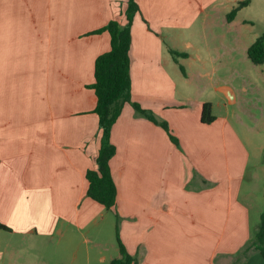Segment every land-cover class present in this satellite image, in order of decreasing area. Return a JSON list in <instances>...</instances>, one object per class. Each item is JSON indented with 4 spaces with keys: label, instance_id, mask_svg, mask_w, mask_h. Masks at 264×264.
Masks as SVG:
<instances>
[{
    "label": "crops",
    "instance_id": "1",
    "mask_svg": "<svg viewBox=\"0 0 264 264\" xmlns=\"http://www.w3.org/2000/svg\"><path fill=\"white\" fill-rule=\"evenodd\" d=\"M127 2L0 0V223L10 229H0V264H32L20 261L15 240L44 246L42 264H110L121 256L118 217L139 264H264L251 245L264 211L260 175L247 178L246 149L225 148L241 141L230 108L241 109L247 92L227 60L242 51L244 28L264 20V0L231 20L240 0H137L132 102L167 122L179 146L127 103L112 130L116 206L88 197L86 174L101 146L90 86L96 59L111 49L110 33L95 32L125 23ZM207 103L210 124L202 122ZM262 110L250 116L264 124Z\"/></svg>",
    "mask_w": 264,
    "mask_h": 264
},
{
    "label": "trees",
    "instance_id": "2",
    "mask_svg": "<svg viewBox=\"0 0 264 264\" xmlns=\"http://www.w3.org/2000/svg\"><path fill=\"white\" fill-rule=\"evenodd\" d=\"M248 3L249 1L241 2L229 14L228 19L235 18L240 9ZM139 12L140 8L137 0H128L123 13L125 23L112 20L107 26L95 32V34L105 31L110 33L111 49L96 59L95 82L90 86L95 91L98 99L95 113L99 117L101 146L96 160V169L88 170L86 174L89 182L87 195L108 210H112L117 202V187L110 166V162L116 154V147L112 143V130L127 103H131L136 112L162 127L170 140L179 146V141L172 134L167 122L158 120L150 111L132 102L130 51L132 47V26L134 18ZM247 53L254 64H264V34L250 46ZM171 54L174 57L178 55L187 56V54H179L173 50H171ZM215 119L212 115L211 104H205L202 111V122L210 124ZM117 221L116 236L121 256L112 260L110 264H139L138 259L130 255L122 243L119 234V217ZM0 229L10 231L8 227L1 223ZM251 245L264 257V211Z\"/></svg>",
    "mask_w": 264,
    "mask_h": 264
},
{
    "label": "rangeland",
    "instance_id": "3",
    "mask_svg": "<svg viewBox=\"0 0 264 264\" xmlns=\"http://www.w3.org/2000/svg\"><path fill=\"white\" fill-rule=\"evenodd\" d=\"M250 1V0H240L241 2ZM260 3V2H259ZM260 4L256 3L252 5L254 8L255 6L258 7L257 13L260 14L259 6ZM238 7V6H237ZM252 7L247 8L242 14L243 17L245 15L252 14ZM255 12V9L253 10ZM257 21L255 22L254 26L250 25L243 30V37H242V51H236L234 56L231 60H227L229 67L235 69V76L234 81L236 82V88L247 89V92H243L244 94V102L242 104V108L239 109L238 107H231L230 110L237 111L240 117V122L237 125V131L240 135L241 141H229L225 146L228 152H243L246 149V153L250 156V166L248 169L249 176L254 173H259L260 179L259 183L262 185L264 189V180H263V172L261 165H264V152H260L258 149L260 146H264V124L262 120L255 121L253 117L261 118L264 109V64L256 65L254 64L248 57L245 48L250 46L252 42L256 41L259 37L264 34V20L262 17H258ZM232 37H230L231 39ZM229 41V40H228ZM261 107V109H260ZM251 129L254 131H261L260 135L255 137L251 132ZM178 139V138H177ZM244 153V152H243ZM235 155V154H234ZM229 156H232L230 153ZM238 156V155H236ZM239 158L232 156L231 164L238 165ZM259 166V170L257 167ZM249 180V179H248ZM261 180V181H260ZM263 180V181H262ZM87 238L91 239V235L87 234ZM84 240V237H83ZM16 240L13 242V245L16 249H18V256L20 257V261L29 260L32 264H42L45 259L48 258V255L43 253L42 249L44 246H39L35 250H31L27 245H21V241L19 240L16 244ZM10 244L11 242H7ZM4 243V244H7ZM43 245V243H42ZM23 246V247H21ZM40 247V250H38ZM49 260V259H48ZM52 260V259H51ZM65 261L69 263L71 261L70 255L65 256ZM53 262V260H52Z\"/></svg>",
    "mask_w": 264,
    "mask_h": 264
}]
</instances>
